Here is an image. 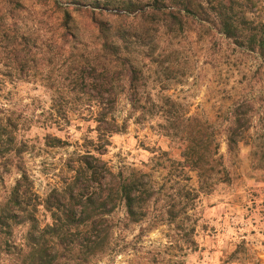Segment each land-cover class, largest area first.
I'll return each mask as SVG.
<instances>
[{"label": "trees", "instance_id": "1", "mask_svg": "<svg viewBox=\"0 0 264 264\" xmlns=\"http://www.w3.org/2000/svg\"><path fill=\"white\" fill-rule=\"evenodd\" d=\"M261 2L0 0V88L5 78L41 79L56 91L57 98L52 106L54 118L39 121L40 126L62 131L75 117L94 123L80 148L64 160L70 176L41 197L22 160L28 144L16 139L17 131L32 125V118L0 104V161L18 171L0 196V264H91L112 249L114 230L121 223L146 221L152 228L165 221L185 235L194 231L197 217L191 211L200 195L212 184L230 180L216 131L183 112L170 96L153 100L139 59L167 62L172 72L171 57L178 54L177 49L154 53L150 44L161 27L168 34L181 35L191 21L255 53L264 63V21L250 16ZM79 12L87 21L86 39L75 30L74 13ZM122 91L130 113H138V122L158 115L169 135L185 142L179 158L166 150H153L148 169L108 166L102 155L109 138L126 127L125 120L119 122L115 114ZM74 100L80 106L72 107ZM247 112L244 103H235L228 112V152L235 151L240 135L249 127ZM44 141L46 146L68 145L67 138L51 133L45 134ZM192 174L196 187L191 184ZM40 209L48 214V221L39 220Z\"/></svg>", "mask_w": 264, "mask_h": 264}, {"label": "rangeland", "instance_id": "2", "mask_svg": "<svg viewBox=\"0 0 264 264\" xmlns=\"http://www.w3.org/2000/svg\"><path fill=\"white\" fill-rule=\"evenodd\" d=\"M74 14L78 37L88 38L85 17L80 12ZM250 16L264 21V0ZM31 17L27 19L30 25ZM184 30L176 36L163 27L156 32L151 51L166 53L177 49L178 54L171 57L172 72L167 70V62L160 65L147 58L139 59L147 78L146 90L155 101L170 96L183 112L214 126L230 180L216 182L200 195L191 211L197 220L189 235L165 221L152 228H148L146 221L121 223L114 230L112 249L91 264H264V63L255 53L218 33H207L191 21ZM141 50L149 52L146 47ZM4 80L0 104L23 118H32V125L17 131L16 139L28 144L22 154L23 164L35 191L42 197L70 176L64 160L80 148L94 123L75 117L63 125L62 131L53 126L45 129L39 121L54 118L56 91L41 79ZM235 103L245 104L249 127L240 135L235 151L228 152L225 128L228 112ZM70 104L80 106L75 100ZM115 114L119 122L125 120L126 127L110 136L108 150L102 155L113 170L128 165L148 169L153 150H166L174 158L181 156L185 142L169 135L158 115H147L138 122V113H130L123 91L119 93ZM46 133L67 138L68 145L46 146ZM17 176L15 167L0 161V196ZM191 184H198L194 175ZM38 217L41 222L48 221V214L42 209ZM235 250L237 253L232 256Z\"/></svg>", "mask_w": 264, "mask_h": 264}]
</instances>
